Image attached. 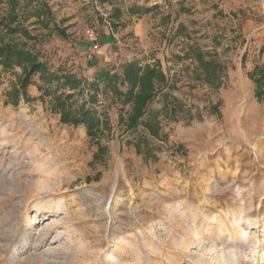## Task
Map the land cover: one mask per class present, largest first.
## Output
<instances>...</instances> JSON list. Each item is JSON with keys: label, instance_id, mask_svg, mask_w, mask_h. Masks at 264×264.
<instances>
[{"label": "rangeland", "instance_id": "1", "mask_svg": "<svg viewBox=\"0 0 264 264\" xmlns=\"http://www.w3.org/2000/svg\"><path fill=\"white\" fill-rule=\"evenodd\" d=\"M1 1L46 71L0 64V264H264V0ZM128 63L157 72L134 127Z\"/></svg>", "mask_w": 264, "mask_h": 264}, {"label": "trees", "instance_id": "2", "mask_svg": "<svg viewBox=\"0 0 264 264\" xmlns=\"http://www.w3.org/2000/svg\"><path fill=\"white\" fill-rule=\"evenodd\" d=\"M9 2L10 8L15 10L14 6L18 3V0H6ZM7 2V3H8ZM2 1L0 0V8ZM38 9V8H37ZM37 16H47L49 15L48 10L45 5H41ZM6 18L1 17L0 14V25H3L5 21L9 19V23L16 19L15 13L7 14ZM23 31L24 34L27 32L22 29L19 24L13 28L7 29L8 34H13ZM4 34L0 35V64L5 68H11L13 66H20L24 70V75L20 82V89L22 94H25V88L31 84V78L36 73H43L46 71L45 65L38 61L36 56L30 52V50L25 48V45H17L13 42V39L7 41L3 40ZM207 66L211 67V70H216V65H210L207 63ZM124 80L129 84V90L126 93H120L125 98L132 99L134 101L133 105V123L131 127L136 126L137 121L144 114L145 103L150 99L152 93V78L157 75L152 69L143 68L141 69L136 63H128L124 65ZM99 78L104 80L106 84L113 89L117 90V81L119 80L116 75L110 74L108 71H101ZM214 78V77H213ZM215 80V79H213ZM254 82L256 84V95L261 97L264 95V72H261L258 76L255 77ZM138 87L139 91L134 93V88ZM16 103V101H15ZM60 110V120L62 123H73V124H84L87 129V134L92 138H95L96 135L102 132L100 128L101 122L97 119L93 113V110H84L78 115H73L72 106L66 103L59 104ZM171 117L176 118V113H171Z\"/></svg>", "mask_w": 264, "mask_h": 264}, {"label": "crops", "instance_id": "3", "mask_svg": "<svg viewBox=\"0 0 264 264\" xmlns=\"http://www.w3.org/2000/svg\"><path fill=\"white\" fill-rule=\"evenodd\" d=\"M111 59H92V61H90V65H94V66H101L107 62H109Z\"/></svg>", "mask_w": 264, "mask_h": 264}, {"label": "bare ground", "instance_id": "4", "mask_svg": "<svg viewBox=\"0 0 264 264\" xmlns=\"http://www.w3.org/2000/svg\"><path fill=\"white\" fill-rule=\"evenodd\" d=\"M39 206H40V205H39ZM39 206L37 205V209L41 208V207H39ZM60 207H61V204L58 203V204L56 205V208L54 207V208H55V212H57L58 210H60ZM43 208H45V206H43ZM43 208H42V209H43ZM30 222H31L30 220L27 221V223H30ZM241 235H246V233L243 231V232L241 233ZM243 240L246 241V240H247V237L244 238ZM39 241H40V240H37V241L35 240V243H36V242H39ZM198 261H199V260H198ZM197 263H198V262H197ZM217 263H218V262H217ZM232 263H234V260H232ZM222 264H226V263H225V262H222Z\"/></svg>", "mask_w": 264, "mask_h": 264}]
</instances>
